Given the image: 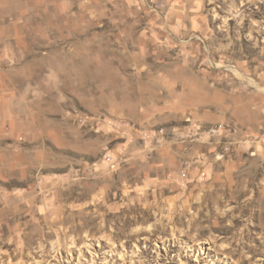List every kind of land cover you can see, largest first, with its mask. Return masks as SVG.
Masks as SVG:
<instances>
[{"label": "rangeland", "instance_id": "374dc122", "mask_svg": "<svg viewBox=\"0 0 264 264\" xmlns=\"http://www.w3.org/2000/svg\"><path fill=\"white\" fill-rule=\"evenodd\" d=\"M0 14V264H264V0Z\"/></svg>", "mask_w": 264, "mask_h": 264}, {"label": "crops", "instance_id": "0c3cea01", "mask_svg": "<svg viewBox=\"0 0 264 264\" xmlns=\"http://www.w3.org/2000/svg\"><path fill=\"white\" fill-rule=\"evenodd\" d=\"M9 30V22L7 17H3L0 14V112L3 110L1 100L6 99L9 94L10 90V82H9V73L6 68V66H2L3 59L5 57L6 51L4 47V42H3V35L1 34L2 32H8ZM5 41V40H4ZM4 96V97H3Z\"/></svg>", "mask_w": 264, "mask_h": 264}, {"label": "bare ground", "instance_id": "6f19581e", "mask_svg": "<svg viewBox=\"0 0 264 264\" xmlns=\"http://www.w3.org/2000/svg\"><path fill=\"white\" fill-rule=\"evenodd\" d=\"M2 125H3V124H2ZM3 129H4V128H3ZM13 129H14V128H13ZM4 130H5V129H4ZM16 164H17V162L14 163V165H16Z\"/></svg>", "mask_w": 264, "mask_h": 264}]
</instances>
